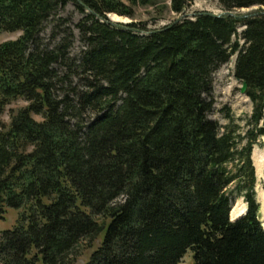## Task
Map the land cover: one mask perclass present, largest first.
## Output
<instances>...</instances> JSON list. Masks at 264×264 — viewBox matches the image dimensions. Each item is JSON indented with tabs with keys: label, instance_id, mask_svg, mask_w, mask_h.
Listing matches in <instances>:
<instances>
[{
	"label": "trees",
	"instance_id": "16d2710c",
	"mask_svg": "<svg viewBox=\"0 0 264 264\" xmlns=\"http://www.w3.org/2000/svg\"><path fill=\"white\" fill-rule=\"evenodd\" d=\"M164 1L175 15L189 6ZM164 1L0 0V35L21 33L0 44V215L19 211L0 264H72L100 238L86 264H179L189 251L195 264H264L252 159L264 139V15L199 12L159 32L108 23ZM70 3L82 16L77 56L61 16ZM232 56L252 103L245 131L230 109L225 126L210 117L213 76ZM19 99L28 105L7 126ZM238 200L246 213L231 220Z\"/></svg>",
	"mask_w": 264,
	"mask_h": 264
},
{
	"label": "rangeland",
	"instance_id": "374dc122",
	"mask_svg": "<svg viewBox=\"0 0 264 264\" xmlns=\"http://www.w3.org/2000/svg\"><path fill=\"white\" fill-rule=\"evenodd\" d=\"M164 1V0H162ZM165 2V1H164ZM160 2L158 7H143L138 10L136 20H131L129 18L123 17H113L117 19H122L125 22H142L146 23L148 29L159 30L163 27L172 24L184 15H175L169 10L170 2L166 1ZM189 6L185 10V15L189 18L193 17L194 14L199 12H208L213 14H221L224 12L222 6L217 0H188ZM167 5V6H165ZM166 7V8H165ZM168 7V8H167ZM257 8V7H255ZM244 9L243 12L246 13L252 9ZM242 10H237V13H241ZM61 16L64 18L72 19V28L75 33V40L71 53L73 56L79 55L82 50V43L80 42L79 32L75 28V25L79 22L82 16L76 11L73 4H68V6L61 12ZM51 25H48L44 37L49 38L51 35ZM242 32V28H239V33ZM21 33H3L0 35V44L16 40L19 38ZM236 40V38L234 39ZM242 42V41H241ZM235 62L236 56H232L228 63L224 64L220 69H218L214 76V86H213V99L214 108L210 114L211 119L216 120L220 125L225 126L228 124V120L225 118L226 109L231 110L236 123L240 125L243 131L246 130V120L250 117L252 113V103L246 95L241 93L242 84L235 77ZM28 105L24 100H16L12 102L5 111L2 117L3 123L7 126L10 124V116L24 108ZM39 119V118H38ZM259 150L261 154L260 161L264 164V139L259 141V144L255 146L254 151ZM254 156V154H253ZM254 162V161H253ZM262 164L261 173L257 176V186L256 192L259 202L261 203V221L264 226V165ZM257 175V171H256ZM246 206L242 200H238L233 208V214L241 215ZM19 211L16 209H7L6 213L0 215V234L4 231L11 230L17 222ZM232 217V216H231ZM98 221L102 222L103 219L96 217ZM233 220L234 217H232ZM101 243V238L96 240L93 244L89 241H83L73 254L72 264H86L90 259L91 254L98 248ZM91 245V246H89ZM179 264H195L193 260V255L189 251Z\"/></svg>",
	"mask_w": 264,
	"mask_h": 264
},
{
	"label": "water",
	"instance_id": "95a60500",
	"mask_svg": "<svg viewBox=\"0 0 264 264\" xmlns=\"http://www.w3.org/2000/svg\"><path fill=\"white\" fill-rule=\"evenodd\" d=\"M243 10L244 9H242L241 13L224 11L221 14H213V13H209V14L212 15V16H215V17L231 16V17H234L235 19H238V20L239 19H247V18H251V17H257V16H263L264 15V8H263V10H259L258 8H255V9H252V10L246 12V13H244ZM88 12H90L89 9H88ZM114 16L119 17V18H123V17L118 16L116 14H109L108 15V18H109L108 23L112 24L115 27H124V25L131 23V22H125V21H114V19H113ZM194 16H195V14H194ZM186 17H188V16L184 14V16L179 18L178 20H176L175 23L179 22L181 19L186 18ZM244 29L245 28H243L242 30H244ZM159 31H161V30L160 29L156 30V32H159ZM247 88H248L247 83H244L242 85V88H241V93L243 95L247 96V94H246ZM252 159H253V154H252ZM245 213H246V210H245L244 214ZM231 220H232V218H231Z\"/></svg>",
	"mask_w": 264,
	"mask_h": 264
},
{
	"label": "bare ground",
	"instance_id": "6f19581e",
	"mask_svg": "<svg viewBox=\"0 0 264 264\" xmlns=\"http://www.w3.org/2000/svg\"><path fill=\"white\" fill-rule=\"evenodd\" d=\"M116 17V16H115ZM114 21H122V19H117V18H114ZM253 154H254V156H253V161H254V165H255V168H256V171H257V176L261 173V168H262V164H263V162L261 163V161H260V156H259V154H261L260 152H259V150H255L254 152H253ZM264 165V164H263ZM244 212H245V210H244ZM244 212L241 214V215H234L233 214V212H232V217H234V219H236L237 220V218H239V217H241L243 214H244ZM231 217V218H232ZM233 220V219H232Z\"/></svg>",
	"mask_w": 264,
	"mask_h": 264
}]
</instances>
